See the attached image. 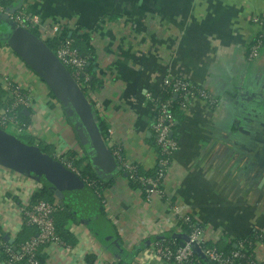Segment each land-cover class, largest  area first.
Listing matches in <instances>:
<instances>
[{
    "label": "crops",
    "instance_id": "obj_1",
    "mask_svg": "<svg viewBox=\"0 0 264 264\" xmlns=\"http://www.w3.org/2000/svg\"><path fill=\"white\" fill-rule=\"evenodd\" d=\"M6 1L45 25L89 33L102 82L92 91V102L107 127V144L144 170H154L157 161L154 107L147 97L159 94L167 75L202 87L219 102L210 110L204 101H189L176 112L178 151L164 180V196L146 200L130 189L116 161L92 164L74 118L40 78L0 48V105L7 97L5 75L26 82L34 102L18 117L29 128L22 136L32 142L13 137L47 156L69 150L108 185L102 204L83 189L65 195L71 217L59 215V220L72 240H63L65 248L41 249V264L116 262L126 254L131 256L127 264H171L159 263L151 245L133 251L158 234L175 233L173 225L184 215L217 244L235 247L254 231L264 235V45L256 59L247 57L258 32L251 20L264 19V0ZM19 170L0 165L2 239H17L26 228L18 212L19 191H32V182L39 181ZM39 182L58 202L52 184ZM254 250L257 264H264V243Z\"/></svg>",
    "mask_w": 264,
    "mask_h": 264
},
{
    "label": "built area",
    "instance_id": "obj_2",
    "mask_svg": "<svg viewBox=\"0 0 264 264\" xmlns=\"http://www.w3.org/2000/svg\"><path fill=\"white\" fill-rule=\"evenodd\" d=\"M0 14H5L7 16V20L10 23L15 24L17 27L23 28L29 32L30 30H34L37 38L44 43L57 38L60 31L64 29L57 24L53 26L45 25L36 17L27 14L24 10H22V8H18L12 12L11 10L4 8L1 3ZM251 22L258 27V32L247 49V57L250 60L256 59L259 56L264 45V19L260 17H253ZM0 48L6 49L10 55L16 56L13 51L3 43L0 44ZM54 55L62 63V65L66 67L82 92L83 90L85 91V97L94 108V111L97 112L92 102L93 92L90 90L88 85L89 78L86 73L87 58L79 54V52L74 48L71 39L59 42L54 51ZM29 70L31 71L30 68ZM31 72L34 73L33 71ZM98 72L99 70L97 66V77H99ZM34 75L38 77L35 73ZM2 84V89L6 91L7 97L0 106V127L9 129L16 135L21 134L29 128L24 129V127L20 124L18 120V113L23 109L28 110L34 105V102L29 95L28 85L26 82L16 81L7 75L2 78ZM165 91L174 98L177 96L184 97V99L189 101H204L210 110H214L219 106L218 100L207 90L194 85L184 78L167 75L162 81L159 94ZM48 93H50L49 90ZM159 94L156 97H151L150 95L147 97L154 107V119L151 124V131L153 133L154 143L157 149V161L154 169V177L138 176V165L130 163L119 148L115 146L109 147L107 144L108 141L106 142V146L111 155L114 157L116 163L126 176H128V180L137 182L141 187H143V191L141 189H137L136 191L140 195L143 194L146 200H149L153 195L164 196V180L173 156L178 151V143L174 136L177 121L173 113L172 101L170 99L160 101ZM186 106L187 104L182 102L180 108L184 110L186 109ZM52 159L66 170L76 175L94 192L98 200L103 203V190L98 189L95 181L88 179L87 177H82V168L86 163L84 164L80 158L72 155L69 150L65 149L54 152L52 154ZM32 183V191L28 189L19 191L18 212L21 217L22 225L24 227L35 229L36 234L19 245L15 244L16 236H7L9 241L4 242L0 235V255L2 253L5 256V260H3L4 264H41L39 260V253L41 249L56 245L63 248L66 247L64 241L56 232L54 222V216L57 213L62 212L64 207H62L57 201H33L32 199L34 194L42 189V183L39 181H34ZM178 218L177 224L173 225V231L175 233H180L181 224L185 223L190 224V233L187 235L186 240L177 247L174 245L173 247L170 245H163L161 242H154L151 244L150 252L153 257L159 261V263L191 264L194 258V246L201 249L204 259L210 264H235L236 261L243 257L240 251H233L228 255L224 254L218 248L217 242L205 235L202 227L191 223L192 218L189 215H184L182 217L179 216ZM159 235L161 234H158V236ZM91 264L117 263L114 261L107 262L99 259L97 262H93ZM250 264H257L255 255L254 260L251 261Z\"/></svg>",
    "mask_w": 264,
    "mask_h": 264
},
{
    "label": "water",
    "instance_id": "obj_3",
    "mask_svg": "<svg viewBox=\"0 0 264 264\" xmlns=\"http://www.w3.org/2000/svg\"><path fill=\"white\" fill-rule=\"evenodd\" d=\"M17 9L18 7L11 11ZM0 40L43 81L65 113L74 118V125L78 128L84 147L90 149L92 164L115 165V159L98 129L94 108L69 71L46 44L31 32L10 23L5 14L0 20ZM0 165L22 168L23 170H20L29 176L36 177L39 181L44 180L49 186L52 184L51 188H55V198L66 209L65 195L68 196L70 192L76 193L83 189L96 202L98 200L94 192L76 175L63 168L51 157L42 153L37 147L24 144L2 131H0ZM3 241H9L8 237L5 236Z\"/></svg>",
    "mask_w": 264,
    "mask_h": 264
},
{
    "label": "trees",
    "instance_id": "obj_4",
    "mask_svg": "<svg viewBox=\"0 0 264 264\" xmlns=\"http://www.w3.org/2000/svg\"><path fill=\"white\" fill-rule=\"evenodd\" d=\"M0 3L3 5L4 8L12 10V8H10V2H8L6 0H0ZM1 17H2V14H0V20H1ZM30 32L37 37L36 32L34 30H30ZM66 39H71L73 42L74 48L79 52V54L81 56L87 58L86 73H87L88 78H89L88 85H89L90 90L94 91L95 89L99 88L102 85V82L97 77L96 55H95V50H94L93 46L91 45V39H90L89 33L82 32L79 34H75L73 31H71L67 28H64L62 31H60L59 36L57 38H55L54 40H51V41H46L45 44L54 53L59 42L64 41ZM0 44H2L1 40H0ZM83 92L85 94L84 90H83ZM50 95L53 97V95L51 93H50ZM159 98H160L159 99L160 101H165L167 99H170L172 101V108H173L174 116H175L177 111L182 110L180 108L182 102H185L186 104H188V102H189V100L184 99V97L174 98L172 95H170L166 91L160 93ZM22 116H23L22 112L19 111L18 117H22ZM177 120L178 119H176V121ZM96 122H97L98 129L101 133V136H102L104 142L106 143L107 138H108V130L104 124V121L100 117L97 116V113H96ZM23 127H24V129H26L27 124L23 125ZM0 131L9 135V132H7L6 129H3L0 127ZM13 135L16 138H21L22 141L23 142L25 141L27 144L32 142L29 139H26V137H23L22 133L20 135H15V134H13ZM44 153H46V152L44 151ZM72 155H74V154H72ZM74 156H76V155H74ZM49 157L52 158V153L49 154ZM20 169H22V168H20ZM81 174H82V177H87L88 179L95 181L99 190H104L108 186L106 183H103L94 175V173L92 172V170L90 169V167L88 165H85L82 168ZM154 174H155L154 170L147 171V170L142 169L140 166H137V175L138 176L154 177ZM126 177L128 179V176H126ZM128 184H129L130 189H132L134 191L137 189H141L143 191V187H141L140 184L137 182L128 180ZM142 197H144L143 194H142ZM32 200L33 201L40 200V201H46V202H54L55 201L53 198L52 192H50L47 188L43 187V183H42V189L34 194ZM100 209L102 210V208H100ZM59 215H63L66 219H68L69 216L71 217V215H69L68 210L64 207L62 212L57 213L54 216V222H55L57 234L59 235V237L62 240H66V242L67 241L70 242L72 240V238L67 233V231L63 229L65 221L62 219L59 220V218H60ZM61 221H63L62 224H61ZM191 223H194V224L198 225L199 227H202L194 219H192ZM190 230H191L190 224L182 223L180 233L175 234V233L169 232V233L161 234L159 236H155V237H153V239L145 240L141 244H139L137 247L134 248L133 253L134 254L138 253L140 250L147 247L148 245L153 244L154 242H161V243H163V245H170L172 247L174 245L175 247H177L186 240V237L190 233ZM35 234H36L35 229L30 228V227H26L17 237L15 244L19 245L20 243H23L24 241L29 239L31 236H34ZM221 242H219V244H217V246L224 254L228 255L230 252H233V251H240L242 253L243 257L240 258L238 261H236L235 264H250V262L254 260L255 245L259 242L264 243V235L261 234L260 232L254 231V232L250 233L246 238L235 241V244H236L235 247L233 246L232 243L228 244V243H223V242L221 243ZM193 252H194V258H193V261L191 264H210L207 260L204 259L203 255H202V251L199 247L194 246ZM126 255H124L125 258L121 257V258H123L122 260L118 259L116 261V263L117 264H123L128 259L127 257H131V256H129V254H128V256H126ZM1 257L3 260H5V256L2 253H1Z\"/></svg>",
    "mask_w": 264,
    "mask_h": 264
},
{
    "label": "rangeland",
    "instance_id": "obj_5",
    "mask_svg": "<svg viewBox=\"0 0 264 264\" xmlns=\"http://www.w3.org/2000/svg\"><path fill=\"white\" fill-rule=\"evenodd\" d=\"M4 129V128H3ZM7 130V132H9V135L10 136H13V134H15V133H13L11 130H9V129H6ZM16 135V134H15Z\"/></svg>",
    "mask_w": 264,
    "mask_h": 264
}]
</instances>
